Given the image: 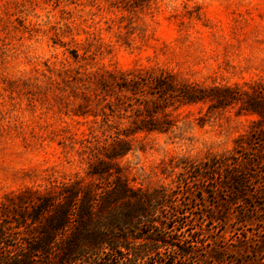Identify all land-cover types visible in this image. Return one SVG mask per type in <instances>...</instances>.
I'll list each match as a JSON object with an SVG mask.
<instances>
[{"label": "rangeland", "instance_id": "rangeland-1", "mask_svg": "<svg viewBox=\"0 0 264 264\" xmlns=\"http://www.w3.org/2000/svg\"><path fill=\"white\" fill-rule=\"evenodd\" d=\"M262 135L264 0H0V222L121 181L170 196L149 240L200 231L176 264H264V209L239 215L264 200L230 203L223 174Z\"/></svg>", "mask_w": 264, "mask_h": 264}, {"label": "trees", "instance_id": "trees-1", "mask_svg": "<svg viewBox=\"0 0 264 264\" xmlns=\"http://www.w3.org/2000/svg\"><path fill=\"white\" fill-rule=\"evenodd\" d=\"M257 141L264 145V135ZM236 161L242 163L238 165ZM257 161V165L252 158L244 161L241 151L233 154L230 171H223L233 191L230 203L251 196L264 200L262 188L249 193L255 185L253 179L258 175L264 177V161ZM259 163L262 169L257 167ZM217 170L221 171L216 167ZM97 199L92 193L78 196L73 192H68L61 202L42 197L32 203L24 217L18 216L9 223L1 221L0 264H176L205 246L200 231L176 243L149 240L141 234L145 228L151 234L162 235L167 228L164 222H170L177 214L166 190L135 192L116 181L108 191H103V201ZM244 207L248 208L249 203ZM262 209L253 204L248 210L251 217L246 212L239 215L253 220V215L257 218ZM158 214L163 220L152 219L154 215L160 217ZM3 215L0 207V219ZM175 224L178 231L185 228L183 223ZM209 256L215 263L221 258L218 251Z\"/></svg>", "mask_w": 264, "mask_h": 264}]
</instances>
